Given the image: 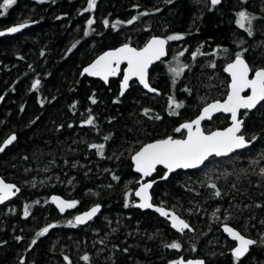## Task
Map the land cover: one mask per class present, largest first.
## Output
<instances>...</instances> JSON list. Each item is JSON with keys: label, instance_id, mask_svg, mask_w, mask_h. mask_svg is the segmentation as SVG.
Returning <instances> with one entry per match:
<instances>
[{"label": "trees", "instance_id": "1", "mask_svg": "<svg viewBox=\"0 0 264 264\" xmlns=\"http://www.w3.org/2000/svg\"><path fill=\"white\" fill-rule=\"evenodd\" d=\"M133 4L140 7L132 8ZM242 7L260 14L254 21L253 36H248L246 29L235 23L236 12ZM82 8H87V0H16L0 17V29L25 18L36 21L17 36L0 37V96H4L0 107V142L12 132L17 134L16 142L0 155V176L21 188L16 198L0 206V241H4L0 243V264H68L65 255L72 264H89L82 259L85 252L90 254L91 264H168L178 256L185 259L200 256L205 264H241L229 251L233 244L222 233L223 221L208 225L206 216L202 215V207L210 203H202L201 209L193 208L192 212L185 208L194 198L201 201L205 196L203 191L208 190L205 184L198 187L185 179L202 168L178 170L164 181L156 179L163 175V169L158 168L151 189L154 203L163 201L186 218L194 231L177 233L155 213L141 211L134 203L126 207L124 192L135 188L138 182L130 163L129 148L134 146L133 141L138 146L149 139L177 134L174 129L184 120L194 118L205 103L224 98L229 81L224 71L228 60L213 53V48L223 45L234 54L241 47L237 41L242 38L249 64L253 67L264 65V44L259 43L264 42V0H221L215 7L209 0H99L94 9L81 12ZM152 8L159 11L144 13L145 9ZM138 12L144 14L132 24L120 23L113 28L111 23L108 26L103 23L105 17L110 22L123 21ZM89 16L94 17V23L85 35ZM174 32L186 35L169 41L165 60L187 47L188 51H184L180 59L190 64V68L173 84L165 60L155 64L150 69V83L160 89L159 94H149L132 81L128 91L116 100L118 78L111 79L106 86L97 79L81 75V68L107 48L129 38L134 45L142 46L153 34ZM74 42L76 47L68 52ZM197 46L201 54L193 59L191 51ZM211 60H215V67L210 65ZM37 78L40 85L31 89ZM93 95L97 97L95 102L89 99ZM169 95L184 104L178 109L175 105L169 106ZM170 107L175 111H170ZM143 108L151 110L147 116L141 111ZM248 112L244 117L246 138L259 133L257 140L235 156L217 160L222 170H230L228 178L239 177L237 180L243 182L244 192L250 194L253 202L252 212L242 207V203L231 208V211L236 209V218L228 222L259 241L260 230L242 227L240 218L264 217V180L258 174L259 167L264 165L258 155L264 153V103ZM89 114L94 116L96 124L82 125L80 121ZM156 115L159 119L154 118ZM228 124L229 116L220 114L205 122L203 127L207 130ZM108 135L111 138L104 140ZM92 143H104L105 155L100 156L97 149L88 147ZM73 145L75 154L63 151L66 146ZM75 159L86 167L71 168L63 164V161ZM42 164L50 165L47 172L53 170L60 175L64 172V179L72 176L71 185L22 184V178L30 174L27 172ZM251 168L256 171H241ZM113 174L120 179H114ZM231 190V195L237 194L235 189ZM92 191L96 193L94 198ZM51 194L77 199L80 203L72 211L60 215L50 203ZM129 198L134 199L132 193ZM228 199L231 196L226 197L223 208L231 204ZM257 201L261 206H257ZM93 203H100L102 210L88 224L66 223L76 212ZM25 204H29L27 217L23 215ZM8 205L16 206L13 214L3 212ZM53 221L60 223L37 236L36 244L28 248L38 230ZM214 229L217 232L213 250L209 245L210 251H203L202 245H207ZM18 236L22 239L17 240ZM222 239L226 247L218 246ZM173 240L181 243V249L166 246ZM125 248L127 252L123 251ZM21 256L25 257L23 262ZM241 261L242 264H264V244L256 243Z\"/></svg>", "mask_w": 264, "mask_h": 264}, {"label": "snow or ice", "instance_id": "2", "mask_svg": "<svg viewBox=\"0 0 264 264\" xmlns=\"http://www.w3.org/2000/svg\"><path fill=\"white\" fill-rule=\"evenodd\" d=\"M16 3V0H2L0 2V17L4 16L9 9V7ZM221 3V0H210V5L215 7ZM97 6V0H87V8L80 9L81 12H86L88 10L94 9ZM132 8H139V4L131 5ZM149 11L158 12L159 9H145L144 13ZM144 13L138 12L136 15H132L130 19L123 21H113L110 22L107 17L104 18L103 23L108 26L111 23L113 28L119 26L120 23L132 24ZM62 15H66L62 13ZM260 16L258 13L249 12L246 8H240L236 12L235 23L239 25L241 29H246L248 36H253L256 29L254 26V21ZM36 23V21L29 18H25L22 22L15 23L9 27H5L0 30V35L4 33H16L20 29H24L27 25ZM88 27L84 29V34L87 35L89 31L92 30L91 26L94 23V17L89 16L86 21ZM150 28L151 25H146ZM198 30V29H197ZM186 33L184 32H174L170 35H156L153 34L149 36L142 46L134 45L129 38L126 42L120 43L117 47H111L107 50L101 52L95 57L90 63L83 67L81 75L85 73H90L93 76L102 77L104 81H108L110 76H115L121 72L122 62L127 63V67L123 68V79L120 80V95L122 96L125 89L129 88V81L132 78H137L139 84L143 85L145 89H148L152 93H159L160 89L153 87L150 83V73L149 66L153 64L154 61H160L162 58L166 57L168 52L169 41L177 40L184 37ZM241 47L234 53L230 54L229 50L223 45H217L216 48L212 49L213 53L218 56H224L228 62L225 65V70L230 74V80L227 83V91L222 99H213L211 103H205L203 108L199 111V114L192 119L184 120L175 129L174 132L177 134L164 135L159 138L149 139L138 146H135V141H133V147L129 148L130 159L134 164L137 173L140 175L139 186L135 188H128L124 192V203L127 207L129 204H138L140 208L147 209L153 208L162 216L166 217L170 221L173 228L177 229L180 233H184L186 229H191L192 225L189 221L182 215L178 214L172 208L167 207L163 201L159 204L153 203V196L149 191L152 188L155 180L150 178L151 174L156 172L157 166H164V171L162 176H157L156 179L163 180L169 178L170 173L174 170L184 168H195L197 166L208 167L209 165L218 164L217 158L224 159L228 154L236 155V150L244 149L246 146L251 145L253 141L257 140L259 133L252 135L250 138H246V133L244 131V117L248 116V110H252L258 106V104L264 103V65H259L253 67L246 60L245 55L247 49L242 45L245 41L241 38L237 41ZM264 44V42H259ZM76 47V42H74L68 49L71 52L73 48ZM221 49V51H218ZM184 51H188L187 47L183 51H178L172 56V61L169 62L165 60L167 65V71L171 74V79L173 84L176 80L183 74L185 69L190 68V64L184 63L180 58L183 56ZM43 55V52L41 53ZM200 46H197L195 51H191V57L195 59L200 55ZM210 65L215 67V60H211ZM250 72H254V75H249ZM41 81L39 78L35 79L31 84V89H37ZM188 86L185 85V88ZM30 89V90H31ZM245 89H250V93L247 95H242ZM191 92V89H188ZM3 97L0 96V100ZM93 102L96 101L97 97L95 95L89 97ZM116 100L120 99V96L115 97ZM41 104L44 103L43 100L40 101ZM76 101H73L75 104ZM169 106L175 105L176 109L180 108L184 101L176 100L174 95L168 96ZM21 105V109H23ZM71 107V106H70ZM244 109L242 115L239 116L240 110ZM222 110L224 113H230L231 123L226 127H217L215 129H205L202 126V121L205 118H211L212 114ZM141 111L147 116L150 113L149 108H143ZM170 111H175L171 109ZM178 114V113H177ZM154 118L159 119L156 115ZM111 119V118H110ZM82 125H95L96 121L93 115L89 114L86 119L80 121ZM71 126V124L69 125ZM99 130V129H97ZM111 135L105 136L104 140H109ZM17 139V134L12 132L7 135V137L0 142V151H4L7 145H10L13 141ZM88 147L97 149V154L100 156L105 155V144L104 143H92ZM261 159L264 160V153H258ZM67 163V161H65ZM253 164L256 163L255 160L252 161ZM75 166V165H74ZM211 171H218L219 169L213 167ZM224 174H230L229 169H224ZM242 172H254L255 168L251 169H241ZM258 174L261 179L264 180V165H261L258 169ZM207 177V184L210 185L213 190L212 195L219 197L222 195V189L218 186L216 180L209 176L208 172L204 173ZM145 177H149L145 181ZM113 178L119 180V176L113 174ZM239 179V177H237ZM58 179V177H57ZM261 181H257L260 183ZM33 183H35V178H33ZM71 183V180H69ZM203 183V182H202ZM235 187V185H233ZM196 191V189H192ZM20 192V188L15 184L5 180L4 177H0V201H6L9 197L15 196ZM135 193V197L139 199H130V194ZM49 199L57 205L61 213L65 212V209L73 208L75 205L79 204L80 201L77 199H65L63 196L53 194ZM32 203H39V201H33ZM47 203V201H45ZM257 206H261V202L257 201ZM242 207H248L244 205ZM102 205L100 203H93L85 211L78 212L73 218L68 219L66 223L68 225H80L85 222L90 221L93 217L100 212ZM198 210V209H197ZM188 212H192L193 209L189 208ZM23 215L25 217L29 216V204L24 205ZM213 217L217 220H222L221 227L229 237L234 238V246L229 249L233 259L241 262V258L245 257L246 253H249L250 246L256 243L264 244V232L260 234L261 238L259 241L252 239L250 236L243 234L237 227L232 226L228 221L233 216V212L230 209L221 210L220 206L212 213ZM60 221H53L52 223L46 224L41 227L36 236H33L31 243L28 244V248H31L37 242V236H41L49 231L55 224H59ZM95 231H98L95 230ZM115 231V229H113ZM17 240L22 239V237H16ZM4 243V241H0ZM104 243V241H101ZM168 248L181 249L182 245L178 240H173L170 244L166 245ZM115 247H119L116 245ZM195 245L192 248L195 249ZM27 251V249H25ZM99 251V250H98ZM127 252L128 249H123ZM82 259L86 262L90 261V254L85 252ZM23 262L25 260L24 256L20 257ZM64 260L68 261V264H72L69 256L65 255ZM168 264H205L202 258H189L185 259L182 256H178L175 259L168 261Z\"/></svg>", "mask_w": 264, "mask_h": 264}, {"label": "rangeland", "instance_id": "3", "mask_svg": "<svg viewBox=\"0 0 264 264\" xmlns=\"http://www.w3.org/2000/svg\"><path fill=\"white\" fill-rule=\"evenodd\" d=\"M169 62L172 61V57L168 60ZM165 64V63H164ZM166 65V64H165ZM167 66V65H166ZM75 145L73 146H66L63 151L67 152L71 155L76 153V150L74 148ZM63 158V157H62ZM67 161V160H66ZM63 164H67L69 165V167L73 168V167H81V168H85L86 165H84L83 163H80V161L78 159L75 160H71V161H67V163H65V161H63ZM75 165V166H74ZM50 167V165L48 164H42L41 166H35L33 167V169L30 172L29 176L23 177L22 178V184H27V185H53L55 183H58L60 185H65L67 187H69V185H71V183H69V180L72 181V176L68 177L66 179H64V172L60 175L59 172L56 171H50L47 172V168ZM217 168L219 169L218 171H211V168ZM221 165H209L208 167H202V169L195 174L194 176H186V182L193 184V185H197L198 187L201 186L202 184H205V186L208 187V190L206 189L204 192V197L202 198L201 201H199L198 199L194 198V200L191 202V204H186V209L188 210L189 208H197L198 210L201 209L202 207V203L209 204L207 206H203L202 209L204 210V212L202 213V215H205L207 218V224H213V223H217L218 220L216 218L213 217L212 213L213 211L217 208V206H220L221 210L223 209H230L231 208H236L238 204H243V205H247L248 207H244L245 209H247L248 211L252 212L253 210H251L252 208V201L250 200V194H245L244 192V184L243 182L240 183L235 177L232 178H228V175L224 174V171L220 168ZM89 171V169L87 170V172ZM208 172L209 176L212 177L214 180H216L217 177H219L218 180H216L218 186L222 189V193H224V195L216 197L214 195H212L213 190L211 189L210 185L207 184V177H205L204 173ZM26 176V175H24ZM58 177V179H57ZM33 178H35V183H33ZM66 180V181H65ZM203 182V183H202ZM46 183V184H45ZM126 184V183H124ZM233 185H235V187H233ZM231 189H235L237 194H235L233 196V194L231 195L232 190ZM92 196L93 198L96 196V193L92 191ZM231 199H228V202H230L229 206H224V202H226V197H230ZM176 205V204H175ZM16 206L15 205H8L4 208L3 212L5 214H13L15 212ZM196 209V210H197ZM236 210V209H235ZM235 210L232 211L233 212V216L232 218L235 219ZM231 218V219H232ZM254 222V223H253ZM240 225L244 228L247 229H253L255 228V231H259L260 234L262 232H264V217L258 218L256 216H252V217H248V216H243L242 218H240ZM256 226V227H255ZM216 232L217 229L213 230V236L212 238L207 242V245H202L203 251H210L209 249H207L210 245V249L212 248V246L214 247V243H213V238H215L216 236ZM259 234V236H260ZM261 237V236H260ZM226 238V237H225ZM227 239V238H226ZM54 242H56L54 240ZM219 247H226V243H225V239H222L221 241H219L218 244ZM64 247L62 246V249ZM213 249H211L212 251Z\"/></svg>", "mask_w": 264, "mask_h": 264}, {"label": "water", "instance_id": "4", "mask_svg": "<svg viewBox=\"0 0 264 264\" xmlns=\"http://www.w3.org/2000/svg\"><path fill=\"white\" fill-rule=\"evenodd\" d=\"M97 1H99V0H97ZM209 2H210V0H209ZM15 24V23H14ZM36 23H33V24H29V25H27L24 29H20V30H18L16 33H4L3 35H0V37H14V36H17L18 34H20V33H22L23 31H25V30H27L28 28H30L31 26H34ZM11 25H13V24H11ZM11 25H9V26H11ZM9 26H7V27H9ZM3 29V28H2ZM2 29H0V30H2ZM169 45V44H168ZM117 46H119V45H117ZM117 46H115V47H117ZM108 49V48H107ZM107 49H105V50H107ZM105 50H103V51H105ZM103 51H101V52H103ZM100 52V53H101ZM100 53H98L97 55H99ZM96 55V56H97ZM96 56H94L93 58H92V60L93 59H95V57ZM168 57V52H167V55H166V57H164V58H162L160 61H154L153 62V64L152 65H150L149 66V73H150V69L155 65V64H157V63H159V62H161V61H163V60H165L166 58ZM91 60V61H92ZM90 61V62H91ZM90 62H88V63H90ZM88 63H86L84 66H86ZM83 66V67H84ZM83 67L81 68V72H82V69H83ZM127 67V63L126 62H122V64H121V72L120 73H118L117 75H115V76H110L109 77V79H108V81H104V79L102 78V77H98V76H93V75H91L90 73H85V74H83V75H85V76H87V77H89V78H92V79H97V80H99V81H101L104 85H108L109 84V82H110V80L111 79H116V78H119V81H118V93H119V96H121L120 95V80H122L123 79V75H122V72H123V68H126ZM224 71H225V73H226V75L229 77V80H230V74L224 69ZM250 76L251 75H254V72H250V74H249ZM132 81H135L145 92H147V93H149V94H157V93H152V92H150L148 89H145L144 87H143V85H141V84H139V82H138V79L137 78H132V80H130L129 81V87H130V84H131V82ZM129 89V88H128ZM128 89H125V92H124V94L128 91ZM250 93V89H245L244 90V92L242 93V95H247V94H249ZM123 94V95H124ZM159 94V93H158ZM122 95V96H123ZM3 98H4V96L3 95H1ZM2 102H3V99L2 100H0V107H1V104H2ZM209 103H211V102H209ZM260 104H258V106H259ZM257 106V107H258ZM256 107V108H257ZM203 108V107H202ZM201 108V109H202ZM255 109V108H254ZM254 109H252V110H254ZM252 110H248V111H252ZM242 111H245L244 109H241L240 110V113L238 114V118H239V116H240V114H241V112ZM198 114H199V112H198ZM197 114V115H198ZM220 114H224V115H228L229 116V123H231V119H230V113H224L222 110H220V111H218V112H215V113H213L212 114V117L211 118H205V120L204 121H202V126H203V124L205 123V122H210L215 116H217V115H220ZM226 127V126H225ZM7 137V136H6ZM6 137H4L2 140H1V142L6 138ZM16 142V140L15 141H13L10 145H7L6 147H5V150L8 148V147H10V146H12L14 143ZM251 145H248V146H246V148H244V149H240V150H236V152H239V151H242V150H246V149H248L249 147H250ZM4 150V151H5ZM4 151H0V155L4 152ZM230 155H232V154H228V156H230ZM130 163H131V166H132V171L135 173V174H137V176H139V178H138V182H137V185H136V187H138L139 186V182H140V175L137 173V170L135 169V167H134V164H133V162L131 161V159H130ZM203 166H197V167H195V168H188V169H184V168H180V169H176V170H174V172H176V171H178V170H183V171H189V170H198V169H200V168H202ZM158 168H161V169H163V171H164V166H162V165H158L157 166V169ZM157 171V170H156ZM173 172V173H174ZM155 173L156 172H154V173H152L151 174V176H150V178H152L153 179V176L155 175ZM172 173H170V175H171ZM169 175V176H170ZM1 177V176H0ZM149 177H145V181L148 179ZM167 178H165V179H163V180H161V181H164V180H166ZM7 181V180H6ZM8 182H10V181H8ZM11 183H13V182H11ZM19 187V186H18ZM20 188V187H19ZM151 189L152 188H150L149 189V191L151 192ZM20 192H21V188H20ZM20 192H18L15 196H12V197H9L8 198V200H6V201H0V206L1 205H4V204H7L8 202H10L11 200H13L14 198H16L19 194H20ZM51 195H53V194H51ZM50 195V196H51ZM56 195H59V194H56ZM132 195H133V198H134V200L135 199H139L138 197H135V193L133 192L132 193ZM49 196V197H50ZM61 196V195H60ZM66 199V198H65ZM50 200V199H49ZM50 203H51V205L55 208V210L58 212V214H60V215H64L65 213H67L68 211H72L73 210V208H69V209H65V212H63V213H61L60 211H59V209H58V207H57V205L55 204V202H53V201H51L50 200ZM154 203V202H153ZM91 206V205H90ZM89 206V207H90ZM88 207V208H89ZM134 207L135 208H137V209H139V210H141V211H151V212H153V213H155L157 216H159L161 219H163V220H165L167 223H168V225H169V227L172 229V230H174L175 232H177V233H180L177 229H175V228H173L172 227V225H171V223H170V221H168L167 220V218L166 217H164V216H162L160 213H158L155 209H153V208H147V209H143V208H140L139 207V205L138 204H134ZM87 209V208H86ZM86 209H84V210H82V211H85ZM101 210H102V208H101ZM101 210H100V212L99 213H97V215L95 216V217H93L91 220H93L94 218H96L100 213H101ZM79 212H81V211H79ZM77 214V213H76ZM75 214V215H76ZM74 215V216H75ZM90 220V221H91ZM90 221H88V222H85L84 224H80V225H78V226H84V225H86V224H88ZM186 230H191V229H186ZM185 230V231H186ZM221 230H222V233L225 235V237L230 241V242H232L233 243V246H234V238L233 237H229L228 236V234L227 233H225L224 231H223V229H222V227H221ZM252 238V237H251ZM252 239H254L255 240V238H252ZM254 245H252V246H250V249L253 247ZM248 253H246L245 254V256L247 255ZM232 255V254H231ZM194 258H202L204 261H205V259L203 258V257H193V259ZM243 258V257H242ZM241 258V259H242ZM187 259H189V258H187Z\"/></svg>", "mask_w": 264, "mask_h": 264}, {"label": "bare ground", "instance_id": "5", "mask_svg": "<svg viewBox=\"0 0 264 264\" xmlns=\"http://www.w3.org/2000/svg\"><path fill=\"white\" fill-rule=\"evenodd\" d=\"M224 69H225V68H224ZM200 110H201V109H200ZM212 120H213V119H212ZM17 186H18V185H17ZM75 214H76V213H75ZM75 214H74V215H75ZM73 217H74V216H73Z\"/></svg>", "mask_w": 264, "mask_h": 264}]
</instances>
